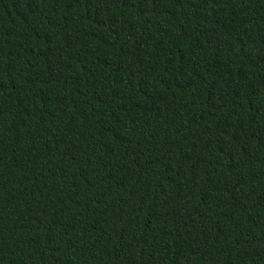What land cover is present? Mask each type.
Listing matches in <instances>:
<instances>
[{"label":"trees","instance_id":"16d2710c","mask_svg":"<svg viewBox=\"0 0 264 264\" xmlns=\"http://www.w3.org/2000/svg\"><path fill=\"white\" fill-rule=\"evenodd\" d=\"M0 264H264V0H0Z\"/></svg>","mask_w":264,"mask_h":264}]
</instances>
